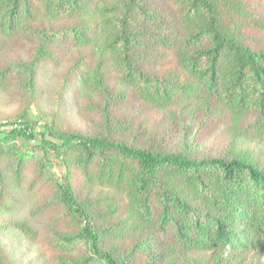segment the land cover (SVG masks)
I'll return each mask as SVG.
<instances>
[{"label": "trees", "instance_id": "1", "mask_svg": "<svg viewBox=\"0 0 264 264\" xmlns=\"http://www.w3.org/2000/svg\"><path fill=\"white\" fill-rule=\"evenodd\" d=\"M170 1L176 17L158 16L144 0H0V48L18 35L35 37L33 43L24 40L32 51L27 61L0 70L4 77L15 71L24 78L23 106L0 129L5 133L0 161L12 166L16 183L30 167L35 178L53 181V194L45 202L61 206L59 217L70 229L51 235L59 264H130L131 256L116 240L143 232L159 234L166 264L190 251H213L214 264H242L249 253L264 252V169L255 161L242 155L193 158L158 145L144 146L116 137L110 125V101L134 96L157 108H185L197 101L195 107L235 122L254 114L253 121L237 128L264 137V49L254 50L244 41V28L256 15L245 0ZM45 20L73 21L53 26ZM144 34L150 43L173 52L176 70L163 77L150 72L141 57L152 56L149 44L139 40ZM60 39L91 47L92 60L85 61L84 55L69 66L57 92L58 105L75 81L81 92L102 98L100 103L89 98L88 108L105 123L100 131L86 134L64 129L54 118L47 129L55 139L42 135L36 147L23 149L15 139L33 137L39 119L32 109L38 64L57 57L51 44ZM110 60L119 78L116 93L107 83L105 62ZM38 149L44 153L37 154ZM52 152L63 163L60 178L51 172L46 156ZM74 168L85 183L124 196L127 213L112 211V195L80 197L72 181ZM4 180L0 166L1 191ZM17 225L35 235L25 222ZM0 264H9L1 251Z\"/></svg>", "mask_w": 264, "mask_h": 264}, {"label": "rangeland", "instance_id": "2", "mask_svg": "<svg viewBox=\"0 0 264 264\" xmlns=\"http://www.w3.org/2000/svg\"><path fill=\"white\" fill-rule=\"evenodd\" d=\"M147 8L158 13L173 14L175 17L176 7L170 0H144ZM248 8L256 15L255 20L244 29V41L254 50L264 49V0H245ZM73 21V20H72ZM72 21L45 20L44 22L53 26H63ZM151 28V27H149ZM35 37L26 39L15 37L5 40L0 48V70L6 65L27 61L31 56V45ZM141 44H149L151 57L141 56L146 61V67L160 77L176 70L175 56L162 44L150 43V37L139 36ZM24 42V43H23ZM51 48L57 57L45 59L38 64L36 83L37 95L32 109L39 114L35 123L34 136L27 138L17 136L15 142L23 149H32L40 143L42 135L49 139L55 137L47 129L52 125V119L56 118L61 127L69 131L86 134L95 133L102 129L105 119L96 111L88 108L89 98H94L80 91L77 83L72 81L68 90L64 93L60 105L57 96L60 82L69 66L78 58L83 57L85 61L92 60V48L89 46L75 45L71 40L60 39L52 42ZM100 49L101 46L99 45ZM143 49L142 47L139 50ZM109 71L107 83L116 93L119 87V78L113 62H105ZM21 74L15 71L4 77L0 71V129L5 124L15 120L23 106L21 96ZM96 102L102 101L101 97H95ZM112 118L110 125L115 127L116 137L121 136L133 139V142L148 146L158 145L169 151H180L193 158L203 156L231 157L242 155L255 161L264 169V137L239 132L237 126H243L255 119L254 114H248L239 122L232 118L202 110L195 107L197 101L189 107L173 104L170 107L157 108L148 105L142 100L131 97H117L111 100ZM197 108V109H193ZM41 121L40 124L38 122ZM10 125H8L9 127ZM245 130V129H244ZM0 133L2 137L5 133ZM35 138V141L31 139ZM42 155V149L36 151ZM51 160V172L60 178L63 174V163L53 152L46 154ZM4 173V189L0 190V251L9 264H59L55 258V250L51 246V235L53 232H64L70 230L66 222L59 217L61 206L47 204L45 202L54 190V183L45 177L35 178V169L28 168L18 183L14 181L12 166L6 161H0ZM72 181L76 186L80 197L97 200L99 197L112 195L114 200L112 211L117 214L121 209L127 213L125 198L117 194L113 189L101 185H89L84 182V177L78 168H74ZM103 203L107 201L103 200ZM121 214V213H120ZM123 216V214H121ZM25 222L34 231L30 236L17 224ZM118 221L114 218L113 224ZM153 235V233H151ZM149 232L139 235L129 233L121 240H116L132 258L130 264H166V257L160 253L161 241L157 240ZM159 237V236H158ZM163 240V239H162ZM135 253L132 254V252ZM213 251H190L179 256L173 264H214ZM223 262V261H221ZM227 264V263H226ZM242 264H264V252H251Z\"/></svg>", "mask_w": 264, "mask_h": 264}, {"label": "built area", "instance_id": "3", "mask_svg": "<svg viewBox=\"0 0 264 264\" xmlns=\"http://www.w3.org/2000/svg\"><path fill=\"white\" fill-rule=\"evenodd\" d=\"M40 123H41V121L38 122V124H40ZM31 140H32V141H35V138H32Z\"/></svg>", "mask_w": 264, "mask_h": 264}]
</instances>
